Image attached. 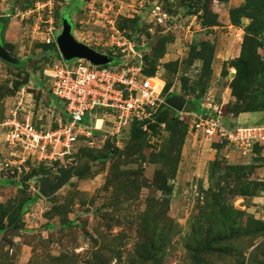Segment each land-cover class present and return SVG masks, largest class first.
Wrapping results in <instances>:
<instances>
[{
    "label": "rangeland",
    "instance_id": "374dc122",
    "mask_svg": "<svg viewBox=\"0 0 264 264\" xmlns=\"http://www.w3.org/2000/svg\"><path fill=\"white\" fill-rule=\"evenodd\" d=\"M46 2L57 30L67 20L111 66L133 47L144 73L164 83L163 98L194 109L150 110L134 136L111 135L99 116L71 160L49 167L19 164L0 130V264H264L260 150L241 157L189 132L193 115L264 122V0H0V41L20 66L0 60V121L20 98L37 127L63 116L43 75L61 61L45 42L48 10L35 6ZM70 166L60 190L39 195L38 178L53 182Z\"/></svg>",
    "mask_w": 264,
    "mask_h": 264
},
{
    "label": "built area",
    "instance_id": "2783aa9c",
    "mask_svg": "<svg viewBox=\"0 0 264 264\" xmlns=\"http://www.w3.org/2000/svg\"><path fill=\"white\" fill-rule=\"evenodd\" d=\"M35 6L36 9L47 8L49 17L44 31L45 42L56 45L61 29L54 27L50 16L52 6L49 2L36 3ZM113 11L110 4L102 5V13L111 26L112 44L119 48L125 44V40L113 29L109 19ZM132 48L128 47L130 60L122 66H95L80 59L66 63L60 57V62L44 70L50 93L61 103L64 115L55 128L37 127L28 114H23L26 111L21 106L20 98L16 107L0 121L3 142L10 155L21 157L19 164L29 161L49 167L56 162L65 163L71 160L80 140L86 141L92 137V132L97 128V117L100 116L102 124L104 121L110 123L105 127L114 135L128 132L134 120H143L150 110L165 105L162 96L164 83L155 76L142 73L141 63L136 60L139 57H135L137 55ZM193 116L190 133H200L216 145L235 150L241 157L254 156V150L259 149L264 160V122L242 125L226 123L217 114ZM9 164L12 163L6 161L5 167ZM15 168L19 171V166Z\"/></svg>",
    "mask_w": 264,
    "mask_h": 264
},
{
    "label": "water",
    "instance_id": "95a60500",
    "mask_svg": "<svg viewBox=\"0 0 264 264\" xmlns=\"http://www.w3.org/2000/svg\"><path fill=\"white\" fill-rule=\"evenodd\" d=\"M56 48L61 58L69 62L74 59L85 60L95 66L108 65L113 58L101 54L89 46L78 42L71 33V24L67 20L61 21V30L56 38ZM0 60L10 65H17L18 59L11 56L0 41ZM165 105L177 113H190L194 106L192 102H184L181 98L169 97L165 100ZM73 166H70L58 173V178L51 182L49 176H42L37 179L38 193L44 198L53 196L72 177Z\"/></svg>",
    "mask_w": 264,
    "mask_h": 264
},
{
    "label": "trees",
    "instance_id": "16d2710c",
    "mask_svg": "<svg viewBox=\"0 0 264 264\" xmlns=\"http://www.w3.org/2000/svg\"><path fill=\"white\" fill-rule=\"evenodd\" d=\"M47 49L51 50L53 54L57 55V56L60 58V55H59V53H58V51H57V49H56V45H55L54 43H51V44L47 47ZM9 65H10V64H9ZM15 67H20V66L16 65ZM142 73H143L144 75H146V76H153L152 74L144 73L143 69H142ZM163 95H164V89H163ZM171 110H172V109H171ZM171 110H170V108L167 107L166 105H161V106L159 107V109H157L156 112H154V113L151 115V117H161L162 115H164V114H166V113H168V112H171ZM258 111H259V110H258ZM258 111H257V112H258ZM263 112H264V111H263ZM63 115H64V111H63ZM86 120H87V118H85L84 122H86ZM147 120H148V119H144V120H142V121L134 120V121L131 123V125H130V127H129V129H128V133H129L131 136L136 135L137 132H138V130H139V128H140L145 122H147ZM56 126H57V125H54L52 128H55ZM79 142H84V141H83V140H80ZM79 142H78V143H79ZM218 146H219V145H218ZM220 147H222V146L220 145ZM40 166H42V165H40ZM43 167H44V166H43Z\"/></svg>",
    "mask_w": 264,
    "mask_h": 264
},
{
    "label": "bare ground",
    "instance_id": "6f19581e",
    "mask_svg": "<svg viewBox=\"0 0 264 264\" xmlns=\"http://www.w3.org/2000/svg\"><path fill=\"white\" fill-rule=\"evenodd\" d=\"M97 121H99V120H97Z\"/></svg>",
    "mask_w": 264,
    "mask_h": 264
},
{
    "label": "crops",
    "instance_id": "0c3cea01",
    "mask_svg": "<svg viewBox=\"0 0 264 264\" xmlns=\"http://www.w3.org/2000/svg\"><path fill=\"white\" fill-rule=\"evenodd\" d=\"M246 117V116H245Z\"/></svg>",
    "mask_w": 264,
    "mask_h": 264
}]
</instances>
